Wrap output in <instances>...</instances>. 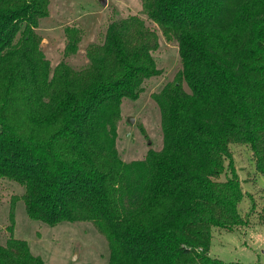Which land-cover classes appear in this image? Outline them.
I'll return each mask as SVG.
<instances>
[{"label":"trees","instance_id":"1","mask_svg":"<svg viewBox=\"0 0 264 264\" xmlns=\"http://www.w3.org/2000/svg\"><path fill=\"white\" fill-rule=\"evenodd\" d=\"M141 1L155 28L113 18L84 68L53 69L37 32L50 0H0V179L23 188L32 221L93 224L107 264H244L210 247L213 228L247 223L230 146H248L264 175V0ZM158 31L182 68L154 95L163 147L128 163L117 124L124 101L161 74ZM66 34L77 53L79 30ZM0 264L46 261L11 236Z\"/></svg>","mask_w":264,"mask_h":264},{"label":"rangeland","instance_id":"2","mask_svg":"<svg viewBox=\"0 0 264 264\" xmlns=\"http://www.w3.org/2000/svg\"><path fill=\"white\" fill-rule=\"evenodd\" d=\"M50 0L49 15L37 30L42 38L46 58L54 69L60 63L84 68L87 49L103 41L110 20L136 15L153 24L144 14L141 0ZM79 30L78 52L67 53L69 39L66 28ZM159 33L160 48L155 53L160 76L144 83L137 101H124L117 124V149L128 163L144 160L149 150L163 147L161 112L154 100L166 84L172 82L182 68L178 46ZM133 119V123L130 120ZM236 170L242 182L245 199L239 212L246 224L239 228H213L210 255L225 262L264 264V175L256 170L252 152L246 145L230 146ZM221 180H225L222 175ZM24 190L16 183L0 179V242L11 237L25 239L33 253L46 264H107L110 256L106 236L91 223H62L50 227L32 221L21 196Z\"/></svg>","mask_w":264,"mask_h":264},{"label":"water","instance_id":"3","mask_svg":"<svg viewBox=\"0 0 264 264\" xmlns=\"http://www.w3.org/2000/svg\"><path fill=\"white\" fill-rule=\"evenodd\" d=\"M101 3H102L103 6H106L107 5L106 0H101ZM130 122L133 123V119H131Z\"/></svg>","mask_w":264,"mask_h":264}]
</instances>
